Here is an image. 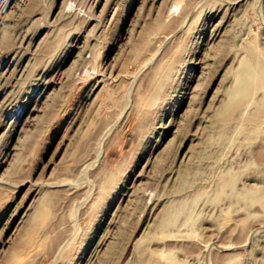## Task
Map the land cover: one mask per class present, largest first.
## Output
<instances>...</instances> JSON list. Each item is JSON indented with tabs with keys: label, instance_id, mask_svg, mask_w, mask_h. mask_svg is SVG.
<instances>
[{
	"label": "rangeland",
	"instance_id": "374dc122",
	"mask_svg": "<svg viewBox=\"0 0 264 264\" xmlns=\"http://www.w3.org/2000/svg\"><path fill=\"white\" fill-rule=\"evenodd\" d=\"M251 57L264 0H0V264H264Z\"/></svg>",
	"mask_w": 264,
	"mask_h": 264
},
{
	"label": "bare ground",
	"instance_id": "6f19581e",
	"mask_svg": "<svg viewBox=\"0 0 264 264\" xmlns=\"http://www.w3.org/2000/svg\"><path fill=\"white\" fill-rule=\"evenodd\" d=\"M252 58L253 57H251V60H253V61H251V62L245 61L241 64V66L237 72L236 85L232 90H230L228 92V98L226 100L227 102H225V104L222 105V107L219 109V111L216 114L217 118L219 120L223 121L224 123H226L227 121H229L232 118L234 119L235 116L238 115L237 113L239 112V110L242 106V103H243L242 99L249 95L250 91L252 90V88L255 85L259 84L260 86L264 87V65L262 63L261 64L258 63L257 60L255 61ZM256 73H260L262 75V78L256 80L253 77L254 74H256ZM260 74H259V76H260ZM259 105H260V107L262 106L261 104H259ZM252 115L246 121L247 125L250 126L249 127L250 132H252V130H253L252 127L254 126L255 122L258 121L257 120L258 118L254 117V115L253 116ZM185 177H186V175H185ZM176 210H178V209H176ZM165 217L166 218L164 219V221H162L161 226H163L166 223L165 221L170 222L173 219V217H174L173 210H171V209L167 210V212L165 213Z\"/></svg>",
	"mask_w": 264,
	"mask_h": 264
}]
</instances>
